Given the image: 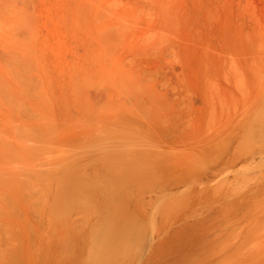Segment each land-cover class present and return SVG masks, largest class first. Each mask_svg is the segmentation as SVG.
I'll return each mask as SVG.
<instances>
[{"label": "rangeland", "instance_id": "1", "mask_svg": "<svg viewBox=\"0 0 264 264\" xmlns=\"http://www.w3.org/2000/svg\"><path fill=\"white\" fill-rule=\"evenodd\" d=\"M0 264H264V0H0Z\"/></svg>", "mask_w": 264, "mask_h": 264}, {"label": "bare ground", "instance_id": "2", "mask_svg": "<svg viewBox=\"0 0 264 264\" xmlns=\"http://www.w3.org/2000/svg\"><path fill=\"white\" fill-rule=\"evenodd\" d=\"M236 65V64H235ZM248 70V69H247ZM246 70V71H247ZM246 74H247V72H246ZM232 78V77H231ZM233 79V78H232ZM231 79V80H232ZM242 80H243V78H242ZM240 82V81H239ZM242 83H243V81H242ZM241 83V84H242ZM233 84V83H232ZM236 84H237V82H234V84H233V86L234 87H236ZM238 84H240V83H238ZM240 84V85H241ZM239 86V85H238ZM239 87H241L242 88V86H239ZM244 88H246V87H244ZM236 90V89H235ZM248 90V89H247ZM246 89H245V91H244V93H245V95H246V91H247ZM239 92H240V90H238ZM237 91V92H238ZM242 91V90H241ZM238 92V93H239ZM243 92V91H242ZM232 95V94H231ZM233 115V114H232ZM232 115H230L231 117H232ZM245 116V118L243 119V124H244V129H243V131H242V133H241V135H239L238 136V140H237V145L234 147V150L232 151V153L229 155V157H228V159H227V161L224 163L225 165H224V168L225 167H227L226 165H229L230 167H229V171H230V175H231V177H228V176H226L225 177V179H226V181H227V184H230V190H229V192H228V196L227 197H229V196H231L232 198L234 197L233 196V194H235L236 192H234V182H241V184H243L242 186L243 187H245V189H246V186H248V184H249V177H248V175H250V171L248 172V174H246L245 172H246V169H245V167L243 166V168L244 169H242L241 167L238 169L237 167L239 166V165H244V164H246L247 166H248V164L249 163H251V162H253V158H251V156L249 155V153L248 152H246V153H243V156H241V157H239L238 158V160L237 159H235V154H236V152H237V150H236V148L242 143V142H246L247 140H248V136H246L245 134H246V130H247V128H246V122H247V120H248V116H247V114L246 115H244ZM230 120V119H229ZM229 123H230V121H228ZM237 131V130H236ZM216 136H217V134H215V133H212L211 135H208L207 137H205V139H201L200 141H198V142H196L195 144L193 143L192 144V146L190 147V148H183V149H180L179 151H177V155H178V157L181 159V162H180V165H183V166H189V165H195L200 159H201V154H203V153H205L208 149H209V147L211 146V143L214 141V139L216 138ZM166 139H167V137H165ZM171 139V138H170ZM246 139V140H245ZM164 143V142H163ZM171 143V142H170ZM169 143V144H170ZM165 144H167V143H165ZM168 144V145H169ZM171 145V144H170ZM167 146V145H166ZM183 147V146H182ZM161 154H162V156H161V158H160V162L159 163H165L164 162V160L166 161V160H168V162H169V160H170V157H172L171 156V153H165L164 151H162L161 152ZM253 164V163H252ZM251 164H249V166H250ZM249 169V168H248ZM250 170V169H249ZM219 171H220V169H218V167L215 165V166H212L209 170H208V172L207 173H205V175H204V177L202 178V179H200L199 180V184H201V183H204V184H210L218 175H219ZM229 171H228V173H229ZM227 173V174H228ZM199 184H197V185H199ZM196 185V184H195ZM206 185H204V186H206ZM178 186V185H177ZM177 186H175V187H177ZM189 187V186H188ZM188 187H185V189L187 190V188ZM196 186H194V184H193V186L191 185V187L189 188V189H193L194 190V188H195ZM198 187V186H197ZM196 187V188H197ZM200 188V187H199ZM241 188V187H240ZM176 188H174V190L173 191H176L175 193L173 192H170V190H168L170 193H172L174 196L176 195V193H177V197H179V195L181 194V191H182V193L184 194V191L183 190H181L180 191V189L179 190H175ZM192 190V191H193ZM237 190V189H236ZM168 191H167V193H168ZM180 191V193L178 194V192ZM191 191V190H190ZM165 193V192H164ZM166 193V195H168V194H170V193H168L167 194ZM186 193V192H185ZM188 193V192H187ZM182 194V195H183ZM186 194H184V196H185ZM172 196V195H171ZM171 196L169 197L168 196V198L170 199L171 198ZM174 196H172V197H174ZM150 197H152L151 195H150ZM155 197H159V196H154V198ZM161 197V196H160ZM176 197V196H175ZM182 197V196H181ZM185 198H186V196H185ZM185 198H183V199H185ZM150 199V198H149ZM159 199V198H158ZM172 199V198H171ZM231 199V198H230ZM151 200V199H150ZM155 200H156V198H155ZM166 200H167V198H166ZM176 201L177 199L175 198V199H172V201ZM227 200L229 201V199L227 198ZM130 200L128 199V202H129ZM224 201H226V200H224ZM215 203H218L219 204V202H215ZM214 204V203H213ZM215 205H217V204H215ZM191 206V205H190ZM213 208V207H212ZM197 210V209H196ZM199 210V209H198ZM221 210H223V209H221ZM193 212H195V209H194V211ZM196 212H198V211H196ZM200 212V211H199ZM222 212V211H221ZM204 214V213H203ZM224 214H225V211H224ZM228 214H230V212L228 213ZM192 215H195V214H192ZM199 215V214H198ZM223 216V215H222ZM226 217V216H225Z\"/></svg>", "mask_w": 264, "mask_h": 264}]
</instances>
